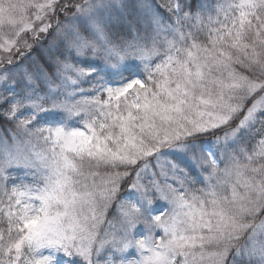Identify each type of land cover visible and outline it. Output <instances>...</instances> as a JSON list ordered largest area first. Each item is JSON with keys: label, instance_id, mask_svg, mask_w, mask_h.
<instances>
[{"label": "snow or ice", "instance_id": "obj_1", "mask_svg": "<svg viewBox=\"0 0 264 264\" xmlns=\"http://www.w3.org/2000/svg\"><path fill=\"white\" fill-rule=\"evenodd\" d=\"M0 264H264V0H0Z\"/></svg>", "mask_w": 264, "mask_h": 264}]
</instances>
